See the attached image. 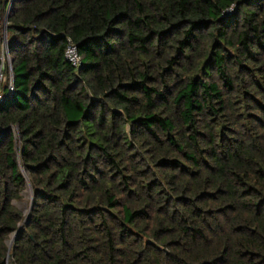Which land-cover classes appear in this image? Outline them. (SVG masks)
<instances>
[{
  "label": "trees",
  "instance_id": "16d2710c",
  "mask_svg": "<svg viewBox=\"0 0 264 264\" xmlns=\"http://www.w3.org/2000/svg\"><path fill=\"white\" fill-rule=\"evenodd\" d=\"M4 42L0 264H264V0H0Z\"/></svg>",
  "mask_w": 264,
  "mask_h": 264
},
{
  "label": "built area",
  "instance_id": "2783aa9c",
  "mask_svg": "<svg viewBox=\"0 0 264 264\" xmlns=\"http://www.w3.org/2000/svg\"><path fill=\"white\" fill-rule=\"evenodd\" d=\"M65 57L74 66H79L81 59L76 45L73 43L70 37L66 39L65 45ZM0 102L2 100V85L7 84L9 91H13V77L10 56L7 51L6 42H4L3 49L0 54ZM17 136V133H15Z\"/></svg>",
  "mask_w": 264,
  "mask_h": 264
},
{
  "label": "rangeland",
  "instance_id": "374dc122",
  "mask_svg": "<svg viewBox=\"0 0 264 264\" xmlns=\"http://www.w3.org/2000/svg\"><path fill=\"white\" fill-rule=\"evenodd\" d=\"M23 173H25V172L23 171ZM22 196H23V198L21 200H14L13 203L22 211V213L25 216H27L29 213V209L31 206V200H32V191H31L30 184L28 182L26 183V188L22 192ZM14 234H15V232L10 235V237L7 241V244L9 247L12 244V239L14 237Z\"/></svg>",
  "mask_w": 264,
  "mask_h": 264
},
{
  "label": "water",
  "instance_id": "95a60500",
  "mask_svg": "<svg viewBox=\"0 0 264 264\" xmlns=\"http://www.w3.org/2000/svg\"><path fill=\"white\" fill-rule=\"evenodd\" d=\"M6 18H7V15L5 16V20H6ZM4 33H5V30H4ZM20 227H21V226H20ZM20 227L15 231V234H14V237H13L12 241H13L14 239H16V237H17L18 234L20 233Z\"/></svg>",
  "mask_w": 264,
  "mask_h": 264
}]
</instances>
